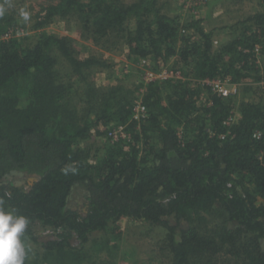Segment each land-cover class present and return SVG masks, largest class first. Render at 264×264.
Segmentation results:
<instances>
[{
  "label": "trees",
  "instance_id": "trees-1",
  "mask_svg": "<svg viewBox=\"0 0 264 264\" xmlns=\"http://www.w3.org/2000/svg\"><path fill=\"white\" fill-rule=\"evenodd\" d=\"M14 1L0 0L2 36L25 28ZM33 20L35 33L0 41V199L28 220L24 264H83L91 237L110 241L125 221L164 229L171 264H264V9L218 44L202 20L167 15L159 0H48ZM56 21L186 79L128 86L115 62L49 32ZM103 74L109 85L95 81ZM213 80L262 95L223 97ZM120 125L130 142H95ZM214 217L222 224L209 229Z\"/></svg>",
  "mask_w": 264,
  "mask_h": 264
},
{
  "label": "rangeland",
  "instance_id": "rangeland-1",
  "mask_svg": "<svg viewBox=\"0 0 264 264\" xmlns=\"http://www.w3.org/2000/svg\"><path fill=\"white\" fill-rule=\"evenodd\" d=\"M45 1L48 0H15L12 2V4L16 3L18 15L26 14L23 22L25 28L21 29L20 33L21 31L26 34L35 33L30 28L34 23L33 16L38 10L39 4L45 3ZM123 1L132 3L136 0ZM159 4L167 15L179 16L183 21L202 20V25L207 29L215 30L216 44L231 38L229 27L264 9V0H159ZM47 30L73 39L81 57L92 53L103 54L105 58L115 62L116 73H125V83L128 86L144 85L145 74L149 71L155 72L151 70L152 64L146 65V61H129L122 49L106 51L93 43L92 40L82 37L81 29L74 22L56 21ZM19 32L14 33L12 37L19 36ZM3 38L0 35V41L6 40ZM165 70L172 71L173 69L171 65H168L155 73L160 74ZM106 78L105 74L95 75L98 85H109L110 82ZM252 90H257V93L245 91L243 86L239 87V98L259 101L262 88L258 89V85L254 84ZM138 96H141V91ZM95 142L101 146L107 145V143L112 145L107 137L96 138ZM221 224L222 221L214 217L208 219L206 225L209 229H214ZM166 234L167 232L162 228L125 221L122 230L117 232V235H114L110 241V236L106 237L103 233H96L91 237L90 242L84 248L87 259L83 264H171L168 252L163 250Z\"/></svg>",
  "mask_w": 264,
  "mask_h": 264
},
{
  "label": "built area",
  "instance_id": "built-area-1",
  "mask_svg": "<svg viewBox=\"0 0 264 264\" xmlns=\"http://www.w3.org/2000/svg\"><path fill=\"white\" fill-rule=\"evenodd\" d=\"M14 33H9L7 35H3V39L8 40L10 37L13 36ZM145 63V62H144ZM162 73V74H161ZM160 74H157L155 72L149 71L145 74V81L143 82L144 85H147L151 82L154 81H167L169 79H176V80H180L183 81L185 79H183V77L181 76L180 72H174L173 70H165L163 72H161ZM208 85H210L213 89L214 93H218L219 95L223 96V97H229L230 95H236L238 94V89L239 86L238 85H233L231 83H229L228 81L225 80H213V81H207ZM144 92V90H141V96L139 97V100L134 108V114L132 117V121L136 122L138 124V129H140V125L142 123V121L147 118V113L148 110L146 108V106L143 104V98H142V93ZM237 120L236 115L232 116L227 124L231 125L233 124L235 121ZM261 134L257 133L255 135V137L260 138ZM109 142L112 145H116V144H126L128 142L131 141L132 139V134L128 131V126L127 125H120L117 126L116 128H114L113 130H111L108 133L107 136Z\"/></svg>",
  "mask_w": 264,
  "mask_h": 264
},
{
  "label": "clouds",
  "instance_id": "clouds-1",
  "mask_svg": "<svg viewBox=\"0 0 264 264\" xmlns=\"http://www.w3.org/2000/svg\"><path fill=\"white\" fill-rule=\"evenodd\" d=\"M27 224L25 216L7 209L0 199V264H24L25 245L20 237Z\"/></svg>",
  "mask_w": 264,
  "mask_h": 264
},
{
  "label": "water",
  "instance_id": "water-1",
  "mask_svg": "<svg viewBox=\"0 0 264 264\" xmlns=\"http://www.w3.org/2000/svg\"><path fill=\"white\" fill-rule=\"evenodd\" d=\"M17 177H24L26 174L24 173H16ZM38 176L37 175H34L31 179H30V182L32 183L33 181L35 180H38ZM23 183V182H22ZM21 184V183H20Z\"/></svg>",
  "mask_w": 264,
  "mask_h": 264
},
{
  "label": "flooded vegetation",
  "instance_id": "flooded-vegetation-1",
  "mask_svg": "<svg viewBox=\"0 0 264 264\" xmlns=\"http://www.w3.org/2000/svg\"><path fill=\"white\" fill-rule=\"evenodd\" d=\"M12 175H15L16 177H17V175H16V173H12ZM34 175H25L24 177H17V178H26V181H28V182H30V179L33 177ZM24 181V180H23ZM25 182V181H24ZM23 182V183H24ZM23 183H21V184H23ZM31 183V182H30ZM19 185H20V183H19Z\"/></svg>",
  "mask_w": 264,
  "mask_h": 264
}]
</instances>
